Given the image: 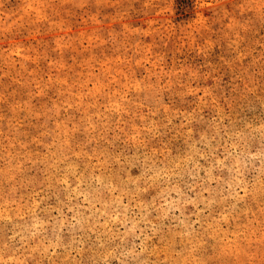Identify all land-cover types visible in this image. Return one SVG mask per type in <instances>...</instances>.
Wrapping results in <instances>:
<instances>
[{
	"label": "rangeland",
	"instance_id": "obj_1",
	"mask_svg": "<svg viewBox=\"0 0 264 264\" xmlns=\"http://www.w3.org/2000/svg\"><path fill=\"white\" fill-rule=\"evenodd\" d=\"M0 264H264V0H0Z\"/></svg>",
	"mask_w": 264,
	"mask_h": 264
}]
</instances>
